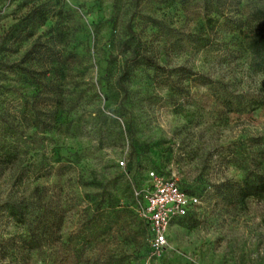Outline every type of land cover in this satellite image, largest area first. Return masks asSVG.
Instances as JSON below:
<instances>
[{
    "label": "rangeland",
    "instance_id": "obj_1",
    "mask_svg": "<svg viewBox=\"0 0 264 264\" xmlns=\"http://www.w3.org/2000/svg\"><path fill=\"white\" fill-rule=\"evenodd\" d=\"M263 28L264 0H0V264H264ZM153 166L201 203L148 261Z\"/></svg>",
    "mask_w": 264,
    "mask_h": 264
},
{
    "label": "built area",
    "instance_id": "obj_2",
    "mask_svg": "<svg viewBox=\"0 0 264 264\" xmlns=\"http://www.w3.org/2000/svg\"><path fill=\"white\" fill-rule=\"evenodd\" d=\"M121 165H125L121 160ZM141 216L149 225L148 261L160 258L169 246V229L195 209L201 199L188 193L174 176L149 170L148 182L134 188Z\"/></svg>",
    "mask_w": 264,
    "mask_h": 264
},
{
    "label": "trees",
    "instance_id": "obj_3",
    "mask_svg": "<svg viewBox=\"0 0 264 264\" xmlns=\"http://www.w3.org/2000/svg\"><path fill=\"white\" fill-rule=\"evenodd\" d=\"M133 35L136 38V42H135V45H134V48H133L134 54H135V56H141L142 52H141V49H140V40L135 34H133ZM247 48H248V51H249L250 55L254 59L255 66H257L260 70L264 71V28L261 29V30H258L257 32H255V34L249 38V42H248ZM144 58H145V61H146L145 63H149V62L152 63V60L149 57L145 56ZM152 169L156 170V171H158L160 173H164L165 174L164 170L161 167L153 166L152 168H150V170H152ZM184 189L188 193L196 194V193H193V192L187 190L186 188H184ZM263 190H264V185L263 184L262 185L247 184V186L245 188V195L246 196L254 195V194H257L259 192H262ZM6 206L9 209L10 215L13 218H15V220L18 221V222H23L24 220H26L28 218V216L30 215V213H31L30 206L27 203L26 199L20 200V201H16V202H11V203H9ZM193 210L194 209H192L189 212L188 215H190V213ZM181 219H183V218H181ZM150 235L151 234H150V228H149V233H148L147 239H146V246H147L148 250H149V247H148L147 241H148V238L150 237Z\"/></svg>",
    "mask_w": 264,
    "mask_h": 264
}]
</instances>
